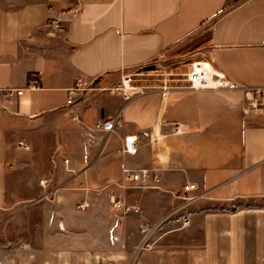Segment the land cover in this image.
<instances>
[{"label":"crops","instance_id":"obj_1","mask_svg":"<svg viewBox=\"0 0 264 264\" xmlns=\"http://www.w3.org/2000/svg\"><path fill=\"white\" fill-rule=\"evenodd\" d=\"M183 47L264 88V0H0V213L23 242L10 264H264V104L177 81L165 102L157 82L67 105L77 81L115 84ZM111 115L113 132L88 131ZM132 135L138 149L124 152ZM124 168L158 173L159 187L125 181ZM188 213L183 228L167 223Z\"/></svg>","mask_w":264,"mask_h":264},{"label":"built area","instance_id":"obj_2","mask_svg":"<svg viewBox=\"0 0 264 264\" xmlns=\"http://www.w3.org/2000/svg\"><path fill=\"white\" fill-rule=\"evenodd\" d=\"M60 19H53L51 21L56 27L60 26ZM190 70L185 74L184 78L178 79H168V78H159L162 84L158 87L162 101H166L168 99L169 93L172 89L177 86H181L178 84H172L171 82L175 81H184L186 83L185 89L189 90H229L235 91L239 89H244L246 92V96L248 99V105L251 108L258 109L261 105L264 104V88H243L236 82L230 80L226 74L215 70L212 65L205 60H195L189 63ZM150 70V71H149ZM169 68L164 67L160 62H152L146 66H143L135 71H130L125 73L121 80L115 84H109L107 86H101V84H89L83 85L80 81H77L76 85L69 90L67 105L68 106H77L82 98L90 93L91 91L99 90L110 92L111 94L122 96L125 100H129L136 95H144L148 93L151 89H155L154 85H139L134 84L133 76H141V75H160L163 72H168ZM173 72V71H172ZM173 74V73H171ZM157 80V79H155ZM30 87H36L38 80H33L31 82ZM157 89V88H156ZM5 92V95L8 98H13L15 95H22L25 91V88H4L2 89ZM73 119L79 120V111L76 109L73 112ZM119 116H109L107 118H100L94 122V128H88V131L91 130H99L105 132H113L117 126H119ZM175 132H181V126L179 124H174ZM19 146L22 149H27V146L21 142ZM138 149V137L137 136H126L123 145V151L127 153H135ZM124 180L127 182H134L139 184L140 186L155 188L159 187V183L161 181V176L158 173H153L147 169L133 170L130 168H124ZM44 184L43 181H41ZM192 189H194V185H185L184 192L188 193ZM197 196L188 195L184 197L186 202H190L194 200ZM112 203L115 208L120 209L124 214H128L130 212H138L139 207H129L127 206L121 198L112 199ZM86 204L79 205V207L83 208ZM190 213L185 216L170 218L168 220H175L177 222H181L185 226L188 224V220L190 217Z\"/></svg>","mask_w":264,"mask_h":264},{"label":"rangeland","instance_id":"obj_3","mask_svg":"<svg viewBox=\"0 0 264 264\" xmlns=\"http://www.w3.org/2000/svg\"><path fill=\"white\" fill-rule=\"evenodd\" d=\"M188 48V46H187ZM186 48H181L175 50L171 55L167 56L165 59V62L162 63V65L166 68L172 69L168 70V72H163V74L160 75H141V76H133L134 77V84L139 85H155L159 78H168V79H178V78H184L185 74L190 70L189 63L192 61H195V56H191L187 53H185ZM173 65V66H172ZM150 71V70H149ZM173 73V74H171ZM157 79V80H155ZM172 84H177L178 82H171ZM249 204V203H248ZM246 204V205H248ZM190 219V217H189ZM5 216L0 213V264H10L11 255H15L16 252L12 250L13 247H16L17 245H20L22 242V238L20 234L12 235L9 233V225L4 223ZM172 222L171 220H168L167 223ZM189 222V220H188ZM181 224L179 228H183ZM187 225V224H186ZM185 225V226H186ZM22 237H27V241H33L35 240L34 232L32 234L22 235ZM29 239V240H28ZM25 241V240H23ZM20 243V244H19ZM148 243V241H147ZM15 253V254H14Z\"/></svg>","mask_w":264,"mask_h":264}]
</instances>
